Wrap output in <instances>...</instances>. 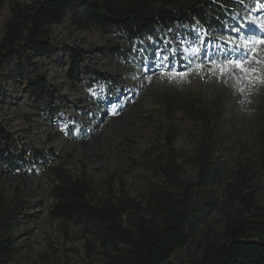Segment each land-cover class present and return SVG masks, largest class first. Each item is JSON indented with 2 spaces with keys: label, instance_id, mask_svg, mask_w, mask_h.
Returning <instances> with one entry per match:
<instances>
[{
  "label": "rangeland",
  "instance_id": "1",
  "mask_svg": "<svg viewBox=\"0 0 264 264\" xmlns=\"http://www.w3.org/2000/svg\"><path fill=\"white\" fill-rule=\"evenodd\" d=\"M35 1H4L0 37L10 5ZM233 11L221 33L175 23L154 38L143 35L132 44L116 29L95 24L79 29L66 16L52 26L51 45L44 55L27 53L20 67L15 62L4 67L0 124L11 135L10 150L21 165L9 170L0 159V212L18 204L19 216L12 229L15 250L3 264H116V251L101 248L81 223L49 215L55 168L83 176L93 200L109 188L141 201L154 185H168L181 194L183 184H188L191 202H199L202 209L211 207L198 213L194 234L163 264H190L203 248L224 240L226 219L241 209L232 200L234 191L254 192L253 208L245 216L264 210V83L245 79L235 66L224 74L217 67L249 55L264 60V44L248 43L264 39L263 26L251 36L257 17L264 24V0H241ZM73 50L81 54L76 73L69 58ZM245 66L264 69L256 62ZM35 75L47 81L48 92L42 98L27 87ZM161 85L178 87L199 107H221L213 151L216 176L210 184L198 185L197 171L187 159L199 123L185 112H176L169 121L153 97ZM132 88L137 92L131 95ZM120 96L129 98L125 110L118 108L123 104ZM169 128L176 132L180 166L175 182H169L155 162Z\"/></svg>",
  "mask_w": 264,
  "mask_h": 264
},
{
  "label": "trees",
  "instance_id": "2",
  "mask_svg": "<svg viewBox=\"0 0 264 264\" xmlns=\"http://www.w3.org/2000/svg\"><path fill=\"white\" fill-rule=\"evenodd\" d=\"M5 0H0V9ZM241 0H37L33 4L13 2L10 15L4 23L0 37V79L4 67L20 60L27 53L42 56L50 48L52 26L66 16L71 24L86 29L95 24L116 29L126 43L147 35L154 38L175 23L186 27L199 26L203 30H222L231 22ZM131 38V39H130ZM129 40V41H128ZM80 51L69 55L71 68L76 73ZM21 70V68H19ZM75 74L71 75L73 79ZM30 93L37 98L48 92L46 78L35 75L28 80ZM156 102L170 121L176 112H185L199 123V135L188 164L196 171L198 185L210 184L216 176L213 151L217 134L215 126L220 121L221 107H199L196 101L185 96L173 85H161L153 92ZM49 118H52L50 116ZM264 139V128L262 130ZM165 148L156 154L157 167L169 182L178 178L180 166L175 152L176 132L169 128L164 135ZM11 135L0 124V159L9 170L20 167L18 156L10 150ZM40 155V154H36ZM49 208L52 218L75 220L82 224L103 249L116 251V264H163L183 247L194 234L199 202H191L184 191L175 193L168 185H154L147 196L135 201L125 192L118 195L108 191L97 199H89V182L61 168L53 171ZM232 200L241 205L240 213L225 221L223 241L203 248L197 261L190 264H264V210L245 216L253 208L254 192H233ZM204 204V203H203ZM18 204L7 212H0V264L6 263L14 252L12 229L18 219Z\"/></svg>",
  "mask_w": 264,
  "mask_h": 264
},
{
  "label": "snow or ice",
  "instance_id": "3",
  "mask_svg": "<svg viewBox=\"0 0 264 264\" xmlns=\"http://www.w3.org/2000/svg\"><path fill=\"white\" fill-rule=\"evenodd\" d=\"M248 43H250V44H255V43L264 44V39H261L259 41H255V42H248ZM252 62L264 64V60H257L255 56L249 55L246 60L228 61V62H226L225 65H223V66L217 65V67L221 71V74H224L231 67L235 66V67L239 68L242 73H244L245 79H255L256 81H258L260 83H264V69H251V68H248L245 66L246 63H252ZM257 72L261 73V75L257 76L256 75ZM175 75L183 77L186 75V73H176ZM239 91H241L243 93L245 90H244V88L241 87L239 89Z\"/></svg>",
  "mask_w": 264,
  "mask_h": 264
},
{
  "label": "bare ground",
  "instance_id": "4",
  "mask_svg": "<svg viewBox=\"0 0 264 264\" xmlns=\"http://www.w3.org/2000/svg\"><path fill=\"white\" fill-rule=\"evenodd\" d=\"M261 26H263L264 27V24L263 25H261V17L259 18V17H257V19H256V21L254 22V24L252 25V29H251V36H253V35H255V33H256V31L258 30V28L259 27H261ZM153 69H151L149 72H146L147 74L149 73H153ZM152 75V74H151ZM156 75H158V73L156 74ZM120 85L121 86H126L125 85V83L121 80L120 81ZM140 89V88H139ZM137 92V89H135V88H132L131 90H130V94L132 95V94H135ZM126 93V92H125ZM125 93H121V94H125ZM123 97L124 96H120V99H121V101L123 102V104H120V106L118 107V108H122V110H125V108H126V106L129 104V98L125 101L124 99H123ZM129 106V105H128ZM125 107V108H124ZM108 110H110L109 109V105H108Z\"/></svg>",
  "mask_w": 264,
  "mask_h": 264
}]
</instances>
